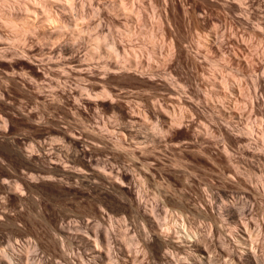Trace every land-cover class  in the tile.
Wrapping results in <instances>:
<instances>
[{
	"label": "rangeland",
	"instance_id": "rangeland-1",
	"mask_svg": "<svg viewBox=\"0 0 264 264\" xmlns=\"http://www.w3.org/2000/svg\"><path fill=\"white\" fill-rule=\"evenodd\" d=\"M22 1L0 0V264H264V99L252 103L264 81V0L241 5L239 64L213 50L197 69L167 55L171 38L159 42V16L181 0L57 3L52 39L45 0L30 1L29 24ZM176 10L173 28L197 41L194 17L187 27ZM204 22L217 23L228 51L229 28ZM24 25L35 33L23 36ZM130 50L144 51L142 77L108 70L129 67ZM212 91L233 109L214 111Z\"/></svg>",
	"mask_w": 264,
	"mask_h": 264
},
{
	"label": "bare ground",
	"instance_id": "bare-ground-1",
	"mask_svg": "<svg viewBox=\"0 0 264 264\" xmlns=\"http://www.w3.org/2000/svg\"><path fill=\"white\" fill-rule=\"evenodd\" d=\"M2 1V0H1ZM26 1V2H25ZM30 1L34 4V3H39V0H24V1H22V3H26V5L27 6H25V7H23L22 5V13H21V17L22 18H24L22 21H24L26 24H29V21L30 22H32L33 21V18L31 19L30 18V16H32L33 14H34V12L35 11H37V7H36V4H35V7L32 5V3L30 4ZM171 1V0H170ZM173 1V0H172ZM177 1V0H176ZM175 1V2H176ZM11 2V1H10ZM9 1L8 2H4V3H6V4H3V5H7V7H8V10L6 11V13H5V15L4 14H2V15H4L5 16V18H6V23L7 24H9V25H12L13 24V17L14 16H16V15H14V13H13V11L11 10V7H12V5H8L9 3H10ZM41 2H42V0H41ZM174 2V3H175ZM188 2V0H181L180 1V8H179V12H177L178 10H176L177 8L176 7H178V5H175L176 7H175V9H173V10H171V11H169L168 9H167V7H165V10L163 11V15L162 16H159V18H161L159 21H161L163 24L162 25H164L165 24V27H163L162 28V32H161V34H162V38H161V41H159L160 43L162 42V44L164 45V41H162V40H164V39H167L168 40V38H171L169 41H168V45L167 46H165L167 49L165 50L166 52H167V50H168V52H167V55L168 56H170L171 57V59H176L177 60V63H179V62H184L185 64H187V65H189L190 67H192V68H196L197 69V67L198 66H200L199 64H201L200 62H202V61H208L207 59H209L208 58V53L211 51H216V52H218L219 54H218V56H220V58L221 59H223L224 61H226L227 63H233L234 65L236 64V65H238L239 64V62H240V60H239V51L237 50V46L239 45L238 43V41L239 40H237V24H238V20H239V14L241 13V11H242V3H243V0H201V2H202V4H203V9L201 10V9H199V12L198 11H195L194 10V8L193 9H189V7H187V3ZM3 3V2H2ZM15 3H17V2H15ZM21 3V2H20ZM24 3V4H25ZM57 3H59L61 6H59V7H63V9L62 10H68V12L70 11H73V10H75L74 8H75V3H74V0H45V6H44V10L45 11H43V13L45 12L46 13V15H44L45 16V19H44V21H46V22H44V23H47V26H44V25H42L43 26V28H41L42 30H43V35L44 36H46L47 38L49 37V38H54V37H56V38H58V37H60L61 36V28L63 27V26H60V21H63V20H61V17L60 16H52L51 15V9H53L54 7L53 6H55ZM162 3H163V1H162ZM173 3V2H172ZM23 4V5H24ZM41 4V3H40ZM165 4V3H164ZM177 4V3H176ZM179 4V3H178ZM189 4V3H188ZM1 6H2V4H0ZM120 5V4H119ZM174 5V4H173ZM37 6H39V5H37ZM117 6V5H116ZM122 6V5H121ZM19 8H20V6H18ZM53 7V8H52ZM174 7V6H173ZM116 8V7H115ZM119 8H121L120 6H119ZM118 8V9H119ZM164 8V7H163ZM169 8V7H168ZM191 8V7H190ZM41 8H39V10H40ZM121 9H123L124 10V7L123 8H121ZM170 9H172V7L170 8ZM4 10V9H3ZM20 10V11H21ZM123 10H122V12H123ZM175 10H176V12H177V14H180V16H181V18L180 19H182L183 20V23L185 22V23H187V27L189 26V25H191V17L193 18L194 17V21H193V23H194V27L196 28V30L195 31H200V34H199V36H198V34H196L198 37H197V41H195L194 42V40L195 39H193L192 41H190L191 39H188L187 37V39L189 40H187V39H184V38H181L178 34V32H179V30H177V28H173V27H175L176 26V24H175V21H176V19L174 20L172 17H170V14H171V12L173 11V12H175ZM197 10V9H196ZM201 10V11H200ZM15 11V10H14ZM169 12H170V14H169ZM2 13V12H1ZM20 13V12H19ZM37 13V12H36ZM41 13H42V11H41ZM127 13V12H126ZM130 13V12H129ZM32 14V15H31ZM72 14V13H71ZM131 14V13H130ZM173 14V13H172ZM36 16V15H35ZM38 16V15H37ZM209 16H215V18L217 17V19H218V21L221 23H223L225 26H226V28H229V30H230V33H231V37H230V39L227 41L229 44V46H230V49L228 50V51H224V53H223V51H222V48H221V46H222V38H219V35L217 34V29H216V26H217V23H210L209 25H208V27H210L209 29H208V31L206 32L205 30H202L203 28H201V27H203L202 25L205 23L204 21H206V19L207 18H209ZM17 17V16H16ZM76 17V16H75ZM174 17H175V15H174ZM19 19H20V17H19ZM63 19V18H62ZM32 20V21H31ZM71 20V19H70ZM73 20H74V18H73ZM72 20V21H73ZM35 21V20H34ZM71 21V22H72ZM74 21H76V19L74 20ZM74 21L72 22V23H74ZM60 22V23H59ZM69 22V21H68ZM204 22V23H203ZM177 23V22H176ZM16 24V23H15ZM33 24V23H32ZM42 24V23H41ZM63 23H61V25H62ZM75 24H76V22H75ZM206 24V23H205ZM204 24V25H205ZM22 25V24H21ZM161 25V24H160ZM161 25V26H162ZM167 25V26H166ZM207 25H205V26H207ZM35 26V25H34ZM26 26L24 25V27L23 28H25ZM36 27V26H35ZM178 27V26H177ZM190 27V26H189ZM29 28L30 29H28V30H26V28L23 30L22 28H20V32L19 33H21L23 36H24V34L26 35V33H31V32H33L34 31V33H35V28L34 27H31V26H29ZM40 28V27H39ZM159 28V27H158ZM175 29V30H173V29ZM194 28V29H195ZM206 28V30H207V27H205ZM204 28V29H205ZM22 29V30H21ZM138 31V30H137ZM178 31V32H177ZM224 31V30H223ZM75 32V31H74ZM192 32V31H191ZM219 32V31H218ZM18 33V32H17ZM137 33V32H136ZM143 33V32H142ZM20 34V35H21ZM132 34H134L135 35V31L134 32H132ZM148 34V33H147ZM226 34V33H225ZM22 37V36H21ZM45 37V38H46ZM142 37V36H141ZM184 37V36H183ZM51 38V39H52ZM228 38H229V36H228ZM145 39V38H144ZM149 41H151L152 43L154 42L155 43V40H153V36H151V34H149L148 35V38H147ZM155 39V38H154ZM224 40V39H223ZM73 41L74 40H72V43H73ZM144 41V40H143ZM75 42V41H74ZM151 43V44H152ZM156 43H158V40H157V42ZM155 43V44H156ZM71 43H69V45L68 46H65L64 47V52H67V54L68 53H70V52H73V50L76 48V45H74V44H71ZM143 44V43H142ZM154 44V45H155ZM188 44V45H187ZM160 45V47H161V44H159ZM156 46H158V45H156ZM228 46V47H229ZM154 48V47H153ZM141 49V48H140ZM239 49V48H238ZM193 50V51H192ZM142 51V50H141ZM141 51H139V52H137L136 53V51H134V50H130V53L129 54H127L126 55V60L129 62V67L128 66H123L122 65V67H120V68H115L114 66H110L111 68H108V70H116V69H121V72L120 73H133L134 75H138V76H143V74H145V73H142L143 71H141L142 69L141 68H139V62H140V59H139V57H141V55H143V54H141ZM142 52H144V51H142ZM210 52V53H211ZM108 56L109 57H112V58H117V54H116V52H115V50L112 48H110L109 49V52H108ZM144 56V55H143ZM166 55L164 54V57H165ZM164 57H162V60H164L163 58ZM166 59H167V61H168V59L169 58H167V56H166ZM166 59L164 60V61H166ZM170 59V61H172ZM220 60V59H219ZM160 61H161V58H160ZM115 62H118L117 60H114V64H115ZM142 62V61H141ZM144 63V62H143ZM143 63H141V64H143ZM167 63V62H166ZM118 64V63H117ZM117 64H115V66L117 65ZM162 64V63H161ZM119 65V64H118ZM164 65V64H163ZM118 67V66H117ZM165 67V66H164ZM185 67V66H184ZM141 69V70H140ZM114 70V71H115ZM203 74H204V72H203ZM264 76V75H263ZM220 78V77H219ZM222 78V77H221ZM220 78V79H221ZM258 78V77H257ZM227 79V78H226ZM264 79V78H263ZM211 80V79H210ZM222 80V79H221ZM228 80V79H227ZM226 80V81H227ZM164 81V80H163ZM166 81V80H165ZM168 81V80H167ZM206 81V80H205ZM204 81V82H205ZM225 80H222V84H226L227 82H226ZM231 81V80H230ZM233 81V80H232ZM231 81V82H232ZM166 83V82H165ZM212 83V82H211ZM168 84V83H167ZM170 84V83H169ZM215 84H217V83H215ZM221 84V83H220ZM219 84V85H220ZM221 84V85H222ZM199 85V84H198ZM218 85V86H219ZM222 86H225V85H222ZM221 86V87H222ZM231 87H232V85H231ZM207 88V87H206ZM210 88H211V86H210ZM235 88V87H234ZM213 89H215V88H213ZM221 89V88H220ZM219 89V90H220ZM229 89V88H228ZM231 89H233V88H231ZM237 89V88H236ZM235 89V90H236ZM255 89H256V92H258L259 94H257V96L254 98V102H252L253 103V106L256 104L257 105V103L258 102H260L259 100H262L263 101V99H264V81L260 78H258V79H256V82H255ZM224 90V89H223ZM222 91V90H221ZM234 91V90H233ZM207 92V91H206ZM213 93H215V91H212ZM223 92V91H222ZM222 92H216L215 93V100L217 99L218 101H217V103L214 101V99L212 100V101H209L210 103H212L213 101L215 102V105H214V111L215 110H217V112L221 115V114H225V113H227L229 110H231V109H233V108H231V109H229V110H227L228 109V107L226 106H224L223 104H221V99L223 100L224 98H227V97H224V93H222ZM227 94H228V92H226ZM226 93H225V96H226ZM210 94H211V91H210ZM206 96H207V94H206ZM209 97V96H208ZM212 97V96H211ZM214 97V96H213ZM224 97V98H223ZM229 98H232V97H229ZM208 99V98H207ZM206 99V100H207ZM209 100H211V98L209 97ZM226 100V99H225ZM224 100V101H225ZM230 100V99H229ZM231 101V100H230ZM261 101V102H262ZM208 102V101H207ZM208 102V103H209ZM213 102V103H214ZM220 102V103H219ZM227 102H229L228 100L224 103V104H226ZM236 102V101H235ZM231 103H232V101H231ZM230 104V103H229ZM211 105V104H210ZM209 105V106H210ZM228 105V104H227ZM255 105V106H256ZM232 106H233V104H232ZM211 107H212V105H211ZM235 107V106H234ZM229 108H230V106H229ZM213 109V108H212ZM226 110H227V112H226ZM216 112V113H217ZM217 113V114H218ZM233 113V112H232ZM235 113V112H234ZM233 113V114H234ZM228 116V115H227ZM226 116V117H227ZM230 116V115H229ZM130 121H134V119H135V117H134V115L131 113L130 114ZM232 117H233V115H232ZM264 117V116H263ZM234 118V117H233ZM262 119V118H261ZM264 120V119H263ZM261 123H262V120H261ZM228 137H229V135H227ZM245 209V208H244ZM246 231V230H245ZM156 237H157V235H156ZM162 237V236H161ZM163 238V237H162ZM159 239H161L160 237H159ZM158 239V240H159ZM166 238H164V240H165ZM191 240V239H190ZM189 240V241H190ZM164 243V242H163ZM167 244H168V242H166ZM176 243V242H175ZM186 243V242H185ZM165 244V243H164ZM164 244H161V245H163L164 246ZM162 246V247H163ZM190 247V246H189ZM163 249H164V247H163ZM162 249V250H163ZM192 249V248H191ZM194 251V250H193ZM192 251V252H193ZM196 251V250H195ZM200 251V250H199ZM164 252H165V250H164ZM189 254V253H188ZM191 254V253H190ZM197 254V253H196ZM95 255V257H96V254H94ZM93 255V256H94ZM163 256H165L164 254H162ZM207 255V254H206ZM162 256V257H163ZM189 256V255H188ZM192 256V255H191ZM199 256V255H198ZM195 257V256H194ZM198 258V257H197ZM206 258V257H205ZM94 259V258H93ZM195 259V258H194ZM200 260V259H199ZM206 260V259H205ZM206 261H208V259L206 260ZM194 262V261H193ZM204 263H206V262H204Z\"/></svg>",
	"mask_w": 264,
	"mask_h": 264
}]
</instances>
